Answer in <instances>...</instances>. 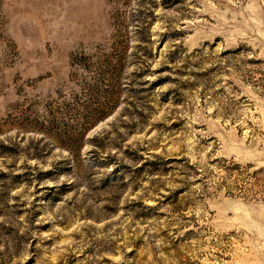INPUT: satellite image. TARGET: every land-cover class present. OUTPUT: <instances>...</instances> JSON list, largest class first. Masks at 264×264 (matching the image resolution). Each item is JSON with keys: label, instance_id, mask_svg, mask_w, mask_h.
Instances as JSON below:
<instances>
[{"label": "rangeland", "instance_id": "1", "mask_svg": "<svg viewBox=\"0 0 264 264\" xmlns=\"http://www.w3.org/2000/svg\"><path fill=\"white\" fill-rule=\"evenodd\" d=\"M0 264H264V0H0Z\"/></svg>", "mask_w": 264, "mask_h": 264}]
</instances>
